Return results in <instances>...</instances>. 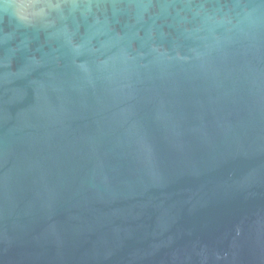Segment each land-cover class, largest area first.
<instances>
[{
    "label": "water",
    "instance_id": "1",
    "mask_svg": "<svg viewBox=\"0 0 264 264\" xmlns=\"http://www.w3.org/2000/svg\"><path fill=\"white\" fill-rule=\"evenodd\" d=\"M70 4L0 18V264H264V0Z\"/></svg>",
    "mask_w": 264,
    "mask_h": 264
},
{
    "label": "clouds",
    "instance_id": "2",
    "mask_svg": "<svg viewBox=\"0 0 264 264\" xmlns=\"http://www.w3.org/2000/svg\"><path fill=\"white\" fill-rule=\"evenodd\" d=\"M65 6L66 0H0V18H2L3 14H7L23 27H34L37 25L46 28L54 27L57 19H66ZM77 10L86 17L92 12V0H86L83 5L78 3V0H71L69 13H74ZM145 11H147V5L145 4H141L137 9L138 15L141 17ZM93 27L95 30L92 34L80 43L73 42L72 34L66 26L60 31V34L64 36L66 42L76 54L84 51L103 52L109 49H119L121 58L124 61L127 62L134 59L129 52L130 39L119 35L115 37L109 36L110 29L106 25H101L99 21H96ZM100 35L106 36L107 39L101 43L99 49L93 48L91 46L92 39Z\"/></svg>",
    "mask_w": 264,
    "mask_h": 264
}]
</instances>
